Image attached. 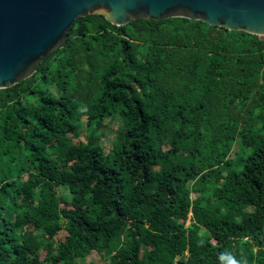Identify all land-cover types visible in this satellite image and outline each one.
I'll list each match as a JSON object with an SVG mask.
<instances>
[{"label":"trees","instance_id":"16d2710c","mask_svg":"<svg viewBox=\"0 0 264 264\" xmlns=\"http://www.w3.org/2000/svg\"><path fill=\"white\" fill-rule=\"evenodd\" d=\"M93 252L106 264H264V39L87 15L0 90V264Z\"/></svg>","mask_w":264,"mask_h":264},{"label":"water","instance_id":"95a60500","mask_svg":"<svg viewBox=\"0 0 264 264\" xmlns=\"http://www.w3.org/2000/svg\"><path fill=\"white\" fill-rule=\"evenodd\" d=\"M87 15L116 27L185 18L264 37V0H0V90L34 75Z\"/></svg>","mask_w":264,"mask_h":264},{"label":"rangeland","instance_id":"374dc122","mask_svg":"<svg viewBox=\"0 0 264 264\" xmlns=\"http://www.w3.org/2000/svg\"><path fill=\"white\" fill-rule=\"evenodd\" d=\"M259 38L264 39V37H259ZM118 127H119V123L115 122L114 125L111 127V131H109V130L103 131L106 134V137H104L100 141V145L103 147V149L106 153L110 149V145H111V142H112L113 137H114V131ZM80 132H81V134H80L79 138L74 140L75 143L78 141L85 142L84 128H81ZM83 163H84V159H82V158L72 157L69 161V164H83ZM187 190H188V188L183 185L180 189V192L183 193V192H186ZM56 192L58 194H66L68 192V190L64 187H59V188H57ZM191 198H194V195H191ZM65 238H66V232L61 231L52 239V242L55 246H60L64 242ZM149 250L154 251V246H150ZM43 255H44V252H42L41 258H43ZM141 255L143 256L144 252H142ZM77 264H106V262L103 261L98 254L93 252L85 260H83V261L78 260Z\"/></svg>","mask_w":264,"mask_h":264}]
</instances>
